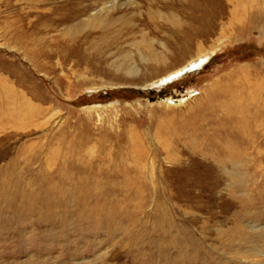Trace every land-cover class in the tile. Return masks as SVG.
<instances>
[{"label": "rangeland", "instance_id": "374dc122", "mask_svg": "<svg viewBox=\"0 0 264 264\" xmlns=\"http://www.w3.org/2000/svg\"><path fill=\"white\" fill-rule=\"evenodd\" d=\"M0 107V264H264V0H0Z\"/></svg>", "mask_w": 264, "mask_h": 264}, {"label": "bare ground", "instance_id": "6f19581e", "mask_svg": "<svg viewBox=\"0 0 264 264\" xmlns=\"http://www.w3.org/2000/svg\"><path fill=\"white\" fill-rule=\"evenodd\" d=\"M93 15H96L97 16V13L96 14H93ZM97 17H99V16H97ZM90 21V20H89ZM92 21H96V22H99V19H97L96 17H93V19H91V22ZM90 22V23H91ZM177 25V24H176ZM78 27H82V25H79ZM105 28H108V26H104V30H105ZM107 30V29H106ZM188 33H190V32H188ZM204 33H206V31H205V29L204 30H198L197 32H195V33H190L189 35L190 36H193V37H195V36H200V35H203ZM187 35V34H186ZM192 37V38H193ZM187 38V37H186ZM113 39V38H112ZM117 39V38H116ZM109 40H110V38H108V40L107 41H101V43L100 44H98L97 43V45H95V47H93V51H96V53L100 50V47H102V46H104V44L106 45V43H108L109 42ZM144 41H143V50L144 51H146V52H148V54H149V56H148V65H152V64H159V63H162L163 61H165V58H166V56H168L169 54L168 53H166V52H169V51H165V53H163V52H157V51H155V49H153V44H152V41H150V39H146L145 37H144V39H143ZM181 41V40H180ZM185 41V40H184ZM187 41L188 42H190L191 41V39L190 38H188L187 39ZM176 42V41H175ZM109 44V43H108ZM183 44V43H182ZM107 46V45H106ZM179 46H182V45H180V44H174V48L176 47V48H178V49H180L179 48ZM173 47V46H172ZM138 48H140V46L138 45ZM166 48V47H165ZM167 49V48H166ZM216 50V48H214V49H212V50H209V51H199L196 55H194V56H191V57H189V59H187V60H185V61H183L182 63L180 62L179 63V66L178 67H176V68H174L173 70H171V71H168L167 73H165V74H163V75H161L160 77H158L157 79H155V80H151V82H149V84H147V85H145V86H156V85H160L162 82H164V81H168L169 79H171L172 77H175V76H178V75H180V74H184V73H186V72H189V71H191V70H194V69H197V68H200V67H202L208 60H209V58L211 57V54L214 52ZM170 53L171 54H173V53H175V51H173V50H171L170 51ZM188 57V56H187ZM171 67V66H170ZM137 71V70H136ZM157 72H159V70L157 71ZM123 75V74H122ZM158 75V74H157ZM130 76H135V75H133V74H130V75H126V76H122L121 77V79H124V78H128L129 80H131V78H130ZM124 77V78H123ZM131 81H133V80H131ZM244 87V86H243ZM243 87H242V89H243ZM246 88V87H245ZM238 90V89H237ZM250 90V89H249ZM238 91H240V90H238ZM245 92V91H244ZM249 93V92H248ZM192 94V93H191ZM246 94V93H245ZM250 94L251 93H249V98H251L250 97ZM192 95H194V94H192ZM192 95H190V96H192ZM247 95V94H246ZM255 98V97H254ZM186 99L187 98H185V99H180V100H172V99H165L164 101L162 100L161 102H163V103H165V104H168L169 106L170 105H173V104H181L182 102H185L186 101ZM252 99V98H251ZM232 101H235L234 99L233 100H231V102ZM263 101V100H262ZM229 105H231V104H229ZM223 107H224V104H223ZM2 108L0 107V110H1ZM246 109V110H245ZM226 110H227V112H228V114H230L232 117H234V118H241L242 119V121H243V127H241V128H243V131H245V127H247V128H251V126L248 124V117H246V116H244L243 114L245 113H247V108H243V106H228V104H226ZM4 111V110H3ZM264 113V112H263ZM243 115V116H242ZM264 115V114H263ZM257 116H259V115H257ZM254 117V116H253ZM255 119V118H254ZM241 121V120H240ZM258 121H259V119H258ZM250 123H252V122H250ZM238 124V123H237ZM248 167V166H247Z\"/></svg>", "mask_w": 264, "mask_h": 264}]
</instances>
